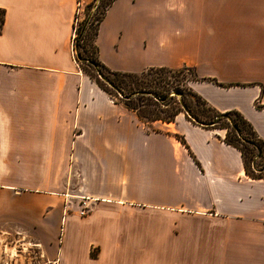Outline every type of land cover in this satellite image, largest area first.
<instances>
[{
  "label": "crops",
  "instance_id": "1",
  "mask_svg": "<svg viewBox=\"0 0 264 264\" xmlns=\"http://www.w3.org/2000/svg\"><path fill=\"white\" fill-rule=\"evenodd\" d=\"M77 2L0 0L5 263L264 264V179L225 130L145 123L84 74ZM95 43L113 72L192 69L188 89L264 141V0H114Z\"/></svg>",
  "mask_w": 264,
  "mask_h": 264
},
{
  "label": "trees",
  "instance_id": "2",
  "mask_svg": "<svg viewBox=\"0 0 264 264\" xmlns=\"http://www.w3.org/2000/svg\"><path fill=\"white\" fill-rule=\"evenodd\" d=\"M104 1L105 0H100V4L103 5ZM113 2L114 0H110V2L105 6L98 27L101 21L103 20L108 8L111 6ZM0 12H2L3 14V18L0 20V33H1L4 24V11H0ZM98 27L95 33L94 43H92V47L94 51L93 53H90V45L85 43V38L88 33V31L86 30L87 28L84 29V25H83L81 28L76 29L78 35L75 41L76 61L78 62V65L81 68V70L87 76H89L93 81H95L107 93L108 91L105 90L100 85V83L106 82L107 84H110L112 89L118 92L117 93L118 95L123 96V98H121L123 100L122 105H124L128 110L134 112L136 110H134V107L129 102H131L132 99L138 97V95L142 94L143 92L139 91L138 93H131L130 91L124 93V91L125 89L130 90L134 85L133 82L128 81L126 78L128 77L132 78L137 74L113 72L100 62L98 58V47L95 43L96 36L98 33ZM89 69L97 72V75L101 77L100 79L102 81L98 80L99 81L98 82L94 80V78L90 76ZM151 69L166 70L174 73L185 72L188 75H191L192 77L191 79H188L186 81L187 83L197 80L196 74L192 69H187V68L179 69V70H172L167 68H151ZM173 92L182 93L180 98L181 100H179L177 104L181 106L183 105L184 108L183 107L182 108L185 111L187 118L191 120L193 123L201 125L202 127L207 129H228L229 127L231 129L232 135L234 136L235 140H233L231 136L227 134L224 141L226 144L233 146L234 148H236L241 152L246 175L253 180L264 179V175H263L264 166H261V162L264 159V141L258 137L255 131L252 129L251 125L239 113L228 112L225 114H220L217 111H215L212 107L208 106L207 103L202 98L194 94L189 89L183 91L177 88L173 90ZM148 94L151 95L154 99L161 101L160 104L162 105L166 103L169 99L166 95L159 96L155 92ZM186 98L192 99V101L195 100L197 103L195 105L196 107H192L188 102H186L185 100ZM180 112L181 111H176L173 117L166 119L164 122H173L175 117ZM158 118L159 116H156L154 117L153 120L155 121L160 120ZM139 119L142 120L141 118ZM221 120H223L226 125H220L219 127H216L219 121ZM237 143H240L241 145L245 146V150H243L239 145H237ZM248 155H250V157ZM255 164H258V167H256Z\"/></svg>",
  "mask_w": 264,
  "mask_h": 264
},
{
  "label": "rangeland",
  "instance_id": "3",
  "mask_svg": "<svg viewBox=\"0 0 264 264\" xmlns=\"http://www.w3.org/2000/svg\"><path fill=\"white\" fill-rule=\"evenodd\" d=\"M110 2V0H105L104 4L101 5L99 3L98 7L96 10L93 12L92 18L87 25V35L85 38V43L90 45V53H93V47L92 43H94L95 39V33L100 21V18L102 17L103 10L105 9V6ZM94 3H91L89 6H87L83 11L80 12V14H77V20H76V29L81 28L88 15L90 12H92ZM82 8V7H81ZM3 18L2 12H0V20ZM78 35L75 30V35H74V40L72 44V52L75 55V60H76V51H75V41L77 39ZM77 62V61H76ZM78 63V62H77ZM90 76L94 78V80L102 81L99 75H97V72L89 69ZM85 74V73H84ZM191 75H188L185 72H170L166 70H159V69H147L146 71L137 74L136 76L130 78H126L128 81L133 82V86L130 90L125 89L124 93L130 92L131 93H138L139 91H142V94H139L138 97H135L132 99L131 102H129L133 107L134 111L139 118L142 119L143 122L145 123H152L155 120L154 117L159 116L158 119L159 121H165L166 119H169L173 117L174 113L176 111H181L180 113H184L185 111L183 110V105L177 104L179 100H181V96H179L176 92H173L175 89H181V90H187V80L191 79ZM99 82V81H98ZM106 83V82H105ZM104 82H101L100 85L108 91V94L110 97L113 99L114 102L118 103H123V98L122 95H118L114 89H112L110 84H105ZM103 84V85H102ZM137 86V87H136ZM145 92V93H144ZM157 93L159 96H164L166 95L169 99L166 103L163 105L160 104L161 101H158L157 99H154L151 95L148 93ZM181 93V92H180ZM136 96V95H135ZM128 99V98H127ZM186 102H188L192 107H196L195 105L197 104L195 100L192 101V99L186 98ZM183 107V108H182ZM181 108V109H180ZM179 113V114H180ZM186 115V114H185ZM176 118V117H175ZM175 120V119H174ZM220 125H226L223 120L219 121L218 125L216 127H219ZM219 130V129H216ZM226 131V135L228 134L231 136L233 140H235L234 136L232 135L231 129L228 127V129H223ZM226 137V136H225ZM237 142V141H236ZM243 150H245V146L241 145L240 143H237ZM250 157V155H248ZM256 167H258V164H255ZM261 166H264V159L261 162ZM74 171V170H73ZM3 172L4 176L7 178H10L15 171H12L10 169H6L4 171L0 170V173ZM72 172V171H71ZM75 173V172H74ZM264 175V172H263ZM68 173V177H69ZM5 179V177H4ZM4 181V180H3ZM67 186V191L65 195L67 196L66 199L69 203L68 205L71 206V200L74 199V193H75V185L74 182L72 181L71 184L66 183ZM65 191V190H64ZM84 204V202L79 203V215L81 217H86L89 212H90V207L88 205ZM85 210V214L82 216L81 210ZM1 247V246H0ZM6 251V250H5ZM40 256H38L37 252H35V259H34V264H39L38 262L40 261L39 259ZM0 264H6L5 263V257H2V248H0Z\"/></svg>",
  "mask_w": 264,
  "mask_h": 264
},
{
  "label": "water",
  "instance_id": "4",
  "mask_svg": "<svg viewBox=\"0 0 264 264\" xmlns=\"http://www.w3.org/2000/svg\"><path fill=\"white\" fill-rule=\"evenodd\" d=\"M99 3H100V0H95L94 5H93L92 12H90V14L88 15V17H87V19H86V21H85L84 29H85V28L87 27V25L89 24V22H90V20H91V18H92L93 12L96 10V8L98 7ZM177 94H178L179 96L182 95V93H180V92H178Z\"/></svg>",
  "mask_w": 264,
  "mask_h": 264
},
{
  "label": "built area",
  "instance_id": "5",
  "mask_svg": "<svg viewBox=\"0 0 264 264\" xmlns=\"http://www.w3.org/2000/svg\"><path fill=\"white\" fill-rule=\"evenodd\" d=\"M81 7H82V0H78L77 2V14H80L81 12ZM74 55V54H73ZM75 56V55H74ZM75 58V57H74ZM85 204V203H84ZM86 206V205H85ZM82 216L85 214V210H81Z\"/></svg>",
  "mask_w": 264,
  "mask_h": 264
}]
</instances>
